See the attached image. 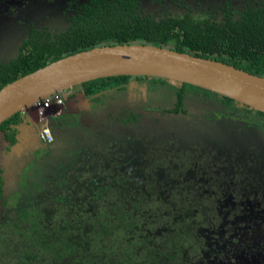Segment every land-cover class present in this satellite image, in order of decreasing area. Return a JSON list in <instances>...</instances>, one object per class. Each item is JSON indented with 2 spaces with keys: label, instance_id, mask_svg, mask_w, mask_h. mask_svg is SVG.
<instances>
[{
  "label": "flooded vegetation",
  "instance_id": "1",
  "mask_svg": "<svg viewBox=\"0 0 264 264\" xmlns=\"http://www.w3.org/2000/svg\"><path fill=\"white\" fill-rule=\"evenodd\" d=\"M65 1V6L62 10L60 9V12L59 7L55 10L53 23H41L39 25L30 23L28 30L31 26L41 30L44 28L52 35L66 31L72 25L73 19L77 18V13L81 12L80 6L87 3V0ZM143 1L138 0V4L145 11L166 8L173 14L178 12L176 0H152L156 3V5L153 3L152 9L144 8ZM207 1L211 0H185L197 11H207L211 7L218 9V5L224 0ZM228 1L231 4V1ZM202 2H205V6ZM235 2L237 6L231 5L238 9L244 0H235ZM9 11L13 12L12 7L9 8ZM150 13L160 14L157 12ZM27 36L28 31L24 38ZM20 44L21 40L17 44L14 57L0 60V63L6 64L11 59H15L20 53ZM161 46L172 48L169 45ZM126 79V81L107 90H99L93 93H87L86 88L82 85L69 88L68 91H61L60 95L58 93L61 98L60 102L57 101L59 110L56 114L38 117L37 111L31 113L29 109H23L15 114L10 123L0 129V264H31L32 252L37 253L35 264H59V256H67L64 254L66 252L65 243L59 245V236L63 232H69L72 227L68 222L63 223L59 219L61 200H57L59 203H52L51 200L52 195L59 191V182H57L54 190L49 189V186L47 187L45 184L38 183L35 189V203L29 195L26 196L25 192L32 190V166L37 159L39 160L38 157L42 153L53 148L54 134L56 133L58 136L59 130L66 132L64 127L79 126L85 120H87V124L82 127L86 137H89V144L85 148H79L77 154L83 155L84 148V151H87L89 156L94 158H87V162H98L103 165H100L102 169L99 175L101 181L111 179L96 197L102 199L101 197L106 194L110 195V199H113L110 209L104 211L103 222L105 225L106 215L114 216L109 218H112L111 223H114L118 216L129 220L132 218L133 210H137V214L142 216L148 210L145 204L160 210L168 209L170 214H174L182 206L179 205V194L190 195V202L191 200L195 201V204L192 205L199 206L203 201L199 198L200 195L202 196L206 188H211L210 184H212L217 189L213 194L215 198L217 195H232V192L236 196L238 191L243 195L244 198L241 197L242 203L245 204H242V211L247 216L248 229L253 234L252 242H258L257 229L260 224L252 216L257 210H264V116L259 114L258 110L240 105L234 100L226 101L194 87L185 88L181 98H178L175 89L181 88L182 85H172L167 81L158 80L166 79L163 77L129 75ZM121 97L122 99H119ZM108 99L109 101H107ZM104 109H108L105 113L104 122L91 123L94 119L93 116ZM209 110L211 119L207 114ZM150 120L155 122V125H149V127L154 126L151 129L145 127L147 121ZM190 120L201 121L202 126L207 129L200 137L201 140L198 139L194 142L191 140L190 143L184 144L178 134V126L191 125V130L195 129L199 123L186 124ZM159 122L161 123L160 126L157 125ZM213 122H218L219 126L212 125ZM224 122L226 124H220ZM228 124L229 126L235 124V126L233 129L229 127L225 129ZM174 125H177V128L174 129ZM131 126L138 129L137 136L140 141L138 153L141 152V147L145 149L142 150L144 160L157 163V160L162 158L165 163L178 161L180 167H183L186 157H197L198 161L205 164L204 169L198 173L199 179L187 181L180 179L174 184L164 185L163 183L160 185L155 170L154 173L147 170L142 173L134 187L133 182L135 180L132 178L110 175L112 171L104 173L103 169L108 168V164L120 163L132 152L135 143L127 139ZM183 127L180 129L185 131ZM43 128L49 129L50 141L42 139L40 132ZM208 129L214 130L216 133H208ZM121 130L127 137L125 140L120 139ZM224 130H227L226 139L223 134ZM6 131L8 132L7 139L4 136ZM24 133H26L25 137H23ZM144 160H139L138 164L141 169ZM40 176L47 185L52 184L50 173H40ZM65 176L69 177L68 172ZM74 176L71 175L70 177L74 179ZM69 181L71 180L66 178L65 185ZM156 192L157 194H155ZM185 198L181 200H185ZM172 199L176 200V206L175 203H171ZM69 202L81 205L77 199ZM87 202H89V198L83 199V204ZM82 209L90 214L95 223L100 221L99 209L92 208L90 202L87 207L85 205ZM240 209L239 207L233 216L239 213ZM53 212L57 215V220H52ZM218 214L219 210L216 208V212L211 214L209 219L212 220ZM238 217L235 216L234 219ZM220 218L217 224H222V217ZM249 219H252L254 224ZM127 222L129 221H124L122 228L129 231ZM160 223L163 224L160 227L165 229L161 234L156 235L157 238L151 240L143 236V242L148 245L146 251L142 252L141 246L138 247L137 256L141 254L148 256V258L142 257L140 259L142 264H181V261L182 264H202L194 262L191 255L184 258L180 254V250L174 249L173 245L164 247L165 237H173L175 226L166 225L173 223L170 219L160 221ZM242 226L243 221L239 227L236 222L228 225L232 244L237 245L235 235L237 228ZM202 227L203 224L198 229L189 232V243H196L197 237L202 234ZM212 230V228L208 229L204 233V240L207 245L208 233H212ZM136 239L140 240L141 238L136 236ZM111 245L113 244L111 243ZM212 246L216 247L215 242ZM204 254L206 264L212 254L207 250L204 251ZM215 254L221 255L226 264L232 263L233 257L231 260L229 255L224 256L222 249H216ZM107 258L108 260L105 259L106 264H113L115 261V264H121L117 261L120 259L119 255L114 257L115 261L113 262L109 256Z\"/></svg>",
  "mask_w": 264,
  "mask_h": 264
},
{
  "label": "rangeland",
  "instance_id": "2",
  "mask_svg": "<svg viewBox=\"0 0 264 264\" xmlns=\"http://www.w3.org/2000/svg\"><path fill=\"white\" fill-rule=\"evenodd\" d=\"M17 1L20 0H0V60L12 58L15 56L17 51V44L22 37L25 36L28 31L29 24L34 23L39 25L41 23H53L55 10L59 7L60 9L64 8L65 0H29L24 1L21 0L19 3ZM217 1V0H211ZM207 1V2H211ZM222 1V0H218ZM233 6H237L235 0H230ZM152 2V3H151ZM241 2V1H239ZM155 2L152 0H144L143 7L152 9ZM205 6V2H202ZM12 7L13 12L9 11V8ZM67 91V90H66ZM192 94V92L190 91ZM61 92H59V95ZM199 96V95H198ZM61 98V96H59ZM119 99H122L119 98ZM46 98L39 99L34 103L30 104V106L25 109H29V111L35 112L37 111V116H50L56 114L59 110V105L55 98H50L48 102H45ZM109 101V99L107 100ZM104 109L100 113H96L93 116V120L91 123H103L106 117ZM28 111V110H27ZM209 115V119H211V112H207ZM81 121V120H80ZM85 122H81L79 126H68L64 127V131L59 130V135L56 136L54 134V144L53 148H49L46 152L42 153L32 166L31 174H32V186L31 191L25 192L26 196H30L35 203L36 195L35 189L37 188L38 183L42 185L49 186V189H56V184L59 182V191L56 194H53L51 197L52 203H59L57 200H61L62 206L67 202L77 199L79 200V204L83 206H88L89 202L94 209H99V214L101 217L104 215V211L109 210L110 205L112 204L113 199H110V195L104 194L100 198H96L99 193L102 192V189L106 187V183H109L111 179H104V182L100 179L101 174V163L98 162H87V158L94 159L89 156V153L84 151V148L89 144V137H86L83 127L87 124ZM146 122V121H144ZM190 122V123H189ZM186 124H195V129L191 130V125H185L184 127L178 126V134L181 137L182 143H190L191 140L196 141L200 139L203 135L205 129L200 123L201 121H192L190 120ZM228 123V122H227ZM155 125V122L152 120L147 121L145 127L151 129ZM221 125L226 124L220 123ZM75 125V124H74ZM158 126L161 123H157ZM214 126H219L218 122H213ZM235 124H229L228 127L233 129ZM183 127L185 131H182L180 128ZM173 128H177V125H174ZM227 130H224V138L227 137ZM121 140H125V133L121 130ZM208 133H216L214 130H207ZM138 129L134 126H131V129L128 131L127 138L130 142H134V148L131 150L132 152L123 159L120 163H112L108 164V168L103 169L104 173L115 174L118 176H125L126 178H132L135 180L133 182V186L135 187L136 182L141 177L142 173L147 170L153 171L155 170V175L158 177V183L160 185H169L178 182L180 179L182 181H187L190 179H199V172L202 171L205 167L204 162L198 161L197 157H186L184 159V166L180 167L178 161H172L170 163H165L164 159L159 158L157 163L148 162L144 160V153L142 150H145L141 147V152L138 153L140 141L137 136ZM26 133H24L25 137ZM193 137L191 139V137ZM201 140V139H200ZM58 144L57 146H55ZM83 148V155L77 154L79 148ZM144 160L142 163V169L139 168V160ZM182 160V159H181ZM136 163V165H135ZM73 165V166H72ZM101 165V166H100ZM105 165V164H104ZM138 165V166H137ZM83 169V170H78ZM68 172V176L66 175ZM40 173H50V177L52 178V184L47 185L44 180H41ZM75 175L74 179L70 176ZM114 176V175H113ZM137 178H133V177ZM90 177V179H89ZM66 178L71 180L67 182L65 185ZM211 188H206L200 195V199L203 201L199 206H193L195 201L190 200V195H180V209L177 210L174 214H170L168 209L160 210L157 207L150 206L149 204H145L147 213H144L142 216H139L137 210L132 211V218L129 220L118 216L115 219L114 223L110 224L109 231V243L112 249H117L116 246L120 245L118 248V255L120 256L121 264H142L140 259L142 257L148 258L144 254L137 256L138 247L141 246L142 252L146 251L148 245L143 242V236L154 240L156 235L162 233L165 228H161L163 224L160 221H170L173 223H167V226H175V231L173 233V237H165L166 240L163 242L164 247L174 246V249H179L180 254L183 255L184 258H187L191 255L192 260L194 262H200L205 264L206 256L204 254L205 250H208L210 254H212L211 258H208V262L206 264H226L223 257L221 255H216V249H222V254L229 255L232 260L231 264H264V210H257L255 214H253L252 218L259 222L258 227V242H252L253 234L250 233L248 229V224L246 222V215L244 211H242V198L243 195L232 192L228 195H221L215 198L213 196L214 191L217 190L215 186L210 184ZM157 194V192L155 193ZM186 197V198H185ZM89 198V202L83 204V199ZM185 198V200H181ZM244 198V197H243ZM210 199V200H209ZM198 200V199H197ZM248 201V200H247ZM198 202V201H197ZM240 212L233 216L235 211ZM35 208L33 204V209ZM216 208L219 210V214L215 216L212 220L209 219V216L216 212ZM168 215V218H167ZM239 216L237 219L234 217ZM222 217V224H217V222ZM232 218V219H231ZM57 215L53 212L52 220H57ZM60 219V215H59ZM124 221H129V231L122 228L124 225ZM241 221H243V226L237 228V233L235 235V240L237 245L232 244L231 237L229 234L228 225L232 222H236V225L239 227ZM251 223L254 224L252 219H249ZM56 222V221H54ZM223 223H225L223 225ZM126 224V223H125ZM203 224V231L200 236L197 237V241L194 244L189 243L188 234L195 229H198ZM252 225V224H251ZM213 229L212 233H208V245L204 240V233L207 232L208 229ZM53 229V228H51ZM136 236L140 237V240L136 239ZM215 242L216 247L212 246ZM174 243V244H173ZM110 259H114L115 255L111 252L108 253ZM106 264V263H105ZM182 264V261H181Z\"/></svg>",
  "mask_w": 264,
  "mask_h": 264
},
{
  "label": "trees",
  "instance_id": "3",
  "mask_svg": "<svg viewBox=\"0 0 264 264\" xmlns=\"http://www.w3.org/2000/svg\"><path fill=\"white\" fill-rule=\"evenodd\" d=\"M176 1L178 12L173 14L166 8L145 11L139 7L138 0H87L64 32L52 35L44 28L31 26L28 36L20 39L19 55L6 64L0 63V87L70 53L97 45L133 42L169 45L180 52L213 58L264 76V0H244L238 9L224 0L218 9L211 7L207 11L194 10L185 0ZM128 76L101 77L81 85L87 93H93L118 85ZM181 85L175 89L178 98L185 88L194 87L233 101L201 87ZM258 113L264 116L263 112ZM15 114L2 121L0 129L10 123ZM4 136L8 138L7 131ZM171 203L176 206L175 199ZM59 215L63 223L68 222L72 227L59 236V245L65 243L64 254L67 255L59 256V264H101L107 262L109 252L118 257L120 245L112 249L107 239L112 221L109 218L113 215H106V225L103 217L95 223L81 205L73 202L59 205ZM36 256L37 253L32 252L31 264H35Z\"/></svg>",
  "mask_w": 264,
  "mask_h": 264
},
{
  "label": "water",
  "instance_id": "4",
  "mask_svg": "<svg viewBox=\"0 0 264 264\" xmlns=\"http://www.w3.org/2000/svg\"><path fill=\"white\" fill-rule=\"evenodd\" d=\"M146 75L188 83L264 113V76L213 58L150 43L103 44L48 62L0 87L2 121L61 91L101 77Z\"/></svg>",
  "mask_w": 264,
  "mask_h": 264
},
{
  "label": "built area",
  "instance_id": "5",
  "mask_svg": "<svg viewBox=\"0 0 264 264\" xmlns=\"http://www.w3.org/2000/svg\"><path fill=\"white\" fill-rule=\"evenodd\" d=\"M52 97L55 98L56 101L60 102V98H59L58 94H55V95H52V96L46 98L45 102L47 103L48 100H49L50 98H52ZM40 135H41V137H42V139H43L44 141H50V140H51V133H50V131H49L48 128H43V129L41 130V132H40Z\"/></svg>",
  "mask_w": 264,
  "mask_h": 264
}]
</instances>
